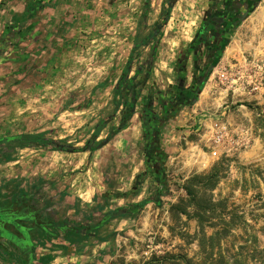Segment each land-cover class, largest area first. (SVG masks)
<instances>
[{"label": "rangeland", "instance_id": "obj_1", "mask_svg": "<svg viewBox=\"0 0 264 264\" xmlns=\"http://www.w3.org/2000/svg\"><path fill=\"white\" fill-rule=\"evenodd\" d=\"M203 1L176 0L160 31L142 95L166 87L173 59L191 38ZM161 4L162 0H147L146 5L144 0H118V18L113 11V15L107 14V26L100 24L91 30L96 37L118 32L117 55H111L114 41L103 40L107 46L113 45L111 51L88 59L81 79L86 83L72 84L69 92H63L66 101L60 112H65L53 129L34 135L76 149L85 144L97 124L110 115L113 81L134 37L146 34ZM101 42L92 46H103ZM147 53L148 48L140 51L133 68ZM104 60L105 65L116 64L111 69L117 71L100 69ZM100 84L103 87L95 90ZM71 98H78L80 104L70 106ZM87 101L91 105L88 102L79 114ZM118 119L119 114H115L93 144L114 130ZM213 124L225 128L222 143L213 148L215 157L210 156L208 141ZM157 140L164 155L163 195L155 199L158 205L126 210L150 199L155 190L153 180L145 174L136 110L122 130L88 153V160L80 162L79 169L73 170V162L79 163L73 160L76 155L52 163L54 180L51 174L46 177L49 171L41 173L51 158L36 160L39 152L48 148L19 149L16 141L0 146V206L29 216L31 220L20 225L32 228L31 240L39 232L37 224H43L50 238L69 241L75 249L105 242L103 248L115 264H143L151 256L164 254L183 258L187 264H264V0L231 34L195 103L164 122ZM29 157L31 161L23 163ZM24 167L27 171L21 176L3 177L9 168ZM208 173L211 178L198 184L195 200L190 201L183 190L186 180ZM91 191V203H81L72 195ZM100 223L95 231L89 230ZM177 264L185 263L177 260Z\"/></svg>", "mask_w": 264, "mask_h": 264}, {"label": "crops", "instance_id": "obj_2", "mask_svg": "<svg viewBox=\"0 0 264 264\" xmlns=\"http://www.w3.org/2000/svg\"><path fill=\"white\" fill-rule=\"evenodd\" d=\"M117 9L118 0H0V139L53 129L65 112H60L66 101L61 94L69 92V87H74L72 84L86 83V79L85 82L81 79L85 77L88 59L93 55L106 56L113 47L107 46L106 41H114L111 55H117L118 32L108 33L109 27L104 33L111 34L110 37H96L91 31L100 24L107 26V14L113 15ZM114 17L118 18L117 12ZM101 40L103 46H92ZM105 63L106 60L100 65L105 73L117 71L112 70L116 64ZM70 100H73L70 106L80 104L78 98ZM88 102L79 109V114L86 110ZM39 154L36 160L51 158L41 171H49L46 174L49 178L55 169L52 163L61 157H78L73 158L79 162L77 165L73 162V170L81 167L80 162L88 160V153L66 154L49 148ZM30 161L31 157L23 163ZM26 171L27 168H9L3 177L10 179ZM92 191L72 195L81 203H91ZM0 240H3L0 241V264H115L103 248L105 242L75 249L69 241L50 238L48 232L39 231L31 241L30 253L24 255L5 238Z\"/></svg>", "mask_w": 264, "mask_h": 264}, {"label": "trees", "instance_id": "obj_3", "mask_svg": "<svg viewBox=\"0 0 264 264\" xmlns=\"http://www.w3.org/2000/svg\"><path fill=\"white\" fill-rule=\"evenodd\" d=\"M175 2L176 0H162L161 10L155 21L151 24L150 29L143 36L134 37L125 63L123 64L121 72L113 85L111 113L103 121H100L97 124L95 129L92 131L90 138L81 148L76 149L74 147L66 145L63 142L39 137L34 134H21L14 137L1 138L0 146L8 145L11 142L16 141L17 147H19V149H34L38 147H45L56 152L68 154L91 153L104 146L113 135H115L118 131L122 130L126 126V124L134 115L136 106L140 107V126L142 127V129H149L150 124H152L155 129V126L159 124H157V122H154L153 115H151L150 113V103L152 101L151 93L148 91L145 95H142V91L151 73V66L156 53L160 31L165 25L168 19L169 12ZM144 4H147V0H144ZM145 48H148L147 55L145 56L143 61L138 64V66L133 68V64L135 63V61H137L140 51ZM142 70L143 72L140 75ZM130 73H132L131 76H129ZM102 87L103 84H100L94 89H101ZM115 114H119L118 123L115 129L112 130L103 140H100L93 144L103 127L115 118ZM161 123H163V121L160 122V124ZM144 135V141L146 142V145L149 144V141L153 143V150H145V155L147 157L146 159H153V157L151 156V152L155 151L161 163L163 152L158 147L157 138H153L149 134H146V131ZM209 178H211V173H208V175L206 176H193L186 180L183 188L186 197L190 201H194L197 193V188L199 187L198 184H201L203 180ZM214 180L213 182H215ZM161 195V190H157L155 197L158 198ZM155 199H144L134 205H130L128 208H132L135 211H140L147 204L156 203V205H158V202ZM26 221L29 222L30 220L21 217L19 213H13L12 211H10L9 206H0V239L5 238L10 246L16 248L21 254L24 255L30 253L32 248V240L29 235V232L32 228L20 225V222ZM101 224L102 223L92 226L89 228V230L95 231L101 226ZM6 228H10V231H7ZM36 229L45 234L47 233V230L45 229L43 224H37ZM177 260H182L185 264H187L186 260H184L183 258L171 256L168 254H164L161 257L151 256L143 264H177Z\"/></svg>", "mask_w": 264, "mask_h": 264}, {"label": "flooded vegetation", "instance_id": "obj_4", "mask_svg": "<svg viewBox=\"0 0 264 264\" xmlns=\"http://www.w3.org/2000/svg\"><path fill=\"white\" fill-rule=\"evenodd\" d=\"M260 0H204L198 14L197 24L189 41L177 51L171 67L170 79L162 91L151 93L150 113L154 122L150 128L143 130V165L145 174L153 180L155 190L152 199H155L157 190L163 195V158L156 152H151L153 159L147 160L145 150H153V143L148 145L144 141L145 131L153 138H157L159 128L164 122L174 118L181 109L195 103L196 96L205 85L210 72L217 65L224 49L228 45L231 34L251 15ZM139 120L140 107L136 106ZM160 124V122H162ZM158 143V140H157ZM159 147V146H158ZM160 187V188H159ZM131 211L132 208H127ZM14 213V212H13ZM19 215L29 219V216Z\"/></svg>", "mask_w": 264, "mask_h": 264}, {"label": "built area", "instance_id": "obj_5", "mask_svg": "<svg viewBox=\"0 0 264 264\" xmlns=\"http://www.w3.org/2000/svg\"><path fill=\"white\" fill-rule=\"evenodd\" d=\"M225 137V128L221 125L213 124L211 132H209L208 141L211 144L212 151L210 152L211 157L216 156V152L213 148L217 147L222 143L223 138Z\"/></svg>", "mask_w": 264, "mask_h": 264}]
</instances>
